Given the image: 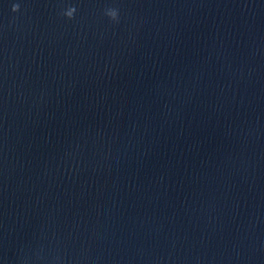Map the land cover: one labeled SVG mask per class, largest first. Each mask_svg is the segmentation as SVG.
<instances>
[{
	"label": "clouds",
	"instance_id": "9594fccd",
	"mask_svg": "<svg viewBox=\"0 0 264 264\" xmlns=\"http://www.w3.org/2000/svg\"><path fill=\"white\" fill-rule=\"evenodd\" d=\"M13 10H14V11L16 10V6H14ZM73 11H74V9H73ZM109 15H110L113 19H115L116 16H117V13H116L115 10H113V11H111V12L109 13ZM69 17H71V15H70Z\"/></svg>",
	"mask_w": 264,
	"mask_h": 264
}]
</instances>
